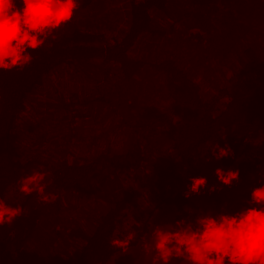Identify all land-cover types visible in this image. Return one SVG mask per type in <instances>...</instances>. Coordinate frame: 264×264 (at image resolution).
<instances>
[{
  "label": "trees",
  "instance_id": "trees-1",
  "mask_svg": "<svg viewBox=\"0 0 264 264\" xmlns=\"http://www.w3.org/2000/svg\"><path fill=\"white\" fill-rule=\"evenodd\" d=\"M123 1L118 36L73 21L31 52L28 66L0 72V198L23 209L0 227V264H111L120 253L113 239L131 235L129 248L143 250L154 210L177 220L189 206L203 211L185 199L180 171L197 177L206 159L240 177L251 170L244 158L264 140V0H184L176 18L168 14L175 0ZM92 2L79 0V9ZM162 14L171 19L166 32L154 24ZM178 36V57L133 54L140 42L152 54L157 41ZM149 73L160 79L165 104L140 117L139 83ZM103 116L111 119L107 129ZM82 125L84 139L76 135ZM225 146L233 155L216 160ZM34 172L45 176L47 200L19 192ZM143 177L153 206L137 215Z\"/></svg>",
  "mask_w": 264,
  "mask_h": 264
},
{
  "label": "clouds",
  "instance_id": "clouds-1",
  "mask_svg": "<svg viewBox=\"0 0 264 264\" xmlns=\"http://www.w3.org/2000/svg\"><path fill=\"white\" fill-rule=\"evenodd\" d=\"M79 7V0H0V72L28 66L33 59L31 52L43 48L49 37L71 24ZM213 155L220 160L233 154L225 146ZM215 175L224 186L239 183V170L217 168ZM44 179L40 172L22 177L19 192L25 196L36 192L47 200L43 196ZM205 188V177L191 178L185 199ZM208 191L217 188L214 185ZM22 213L21 207H12L0 198V227L11 224ZM131 240V235L113 239L110 246L127 255ZM143 250L150 264H170L173 258H182L184 264H264V184L252 188L246 206L236 212L200 210L191 223L178 220L153 225Z\"/></svg>",
  "mask_w": 264,
  "mask_h": 264
},
{
  "label": "rangeland",
  "instance_id": "rangeland-1",
  "mask_svg": "<svg viewBox=\"0 0 264 264\" xmlns=\"http://www.w3.org/2000/svg\"><path fill=\"white\" fill-rule=\"evenodd\" d=\"M174 1V0H173ZM184 2V0H175V7L174 9L170 10L168 14L171 16V18H176V16L179 14V3ZM188 4V1H187ZM172 6V5H170ZM184 5L180 8H183ZM124 13H125V5L123 0H93L92 5L88 8V11H84L81 9H78L76 12V15L73 19L74 23L79 29L87 30L93 33H101L106 38H113L114 36H118L121 28L123 27V21H124ZM155 21V28L158 30L163 29L164 31L168 30L171 25V19L167 18L164 14L154 17ZM72 21V22H73ZM176 27L179 29V26L175 24ZM177 31L179 32V30ZM165 31V32H166ZM168 36V35H164ZM158 46L160 47L159 51L152 50V54L149 53L151 49L146 50V46L142 42L137 44L136 51H133V54L137 57H145L147 59L153 60L154 53H161L162 50L167 53H174L176 57L179 55V36L177 38L173 37L169 42L163 44L156 42ZM155 48V47H154ZM153 49V48H152ZM184 51V48H182ZM60 77L61 74L59 73ZM150 77V78H149ZM147 80L146 78L144 81L137 82L140 85V91L137 94L138 101H141L142 103H146V107L139 109L136 106L137 114L140 117H144L147 115L149 110L151 108H154V106H157L159 109L161 106L165 104V101L161 97V83L160 79L156 76H151V73L148 74ZM60 79V78H59ZM61 80V79H60ZM53 84L54 79L52 78L50 80ZM139 81V78H138ZM219 81V82H218ZM218 82V84L221 83V79L215 81ZM56 85V84H55ZM49 87V82L46 84V88ZM45 89V88H44ZM43 93L40 92L38 95L42 97L43 99ZM135 94V91H132V95ZM44 101L45 100H41ZM162 106V107H163ZM148 107V108H147ZM150 108V109H149ZM104 114H106L104 112ZM121 114V112H120ZM110 117L103 116L100 120L101 127L102 128H108L110 126ZM53 124L47 125L46 128L51 126ZM77 126V125H76ZM88 127L85 128L84 125L79 126L76 130V135H78L79 138H86L85 135L88 133ZM95 130V128H94ZM24 148V141L22 144ZM94 151V146L89 145L86 146L83 149L84 154L90 155ZM30 154V153H29ZM246 159V160H245ZM245 165L244 168L247 170V168H251L249 172H247L244 176L239 177V183L233 182L231 187H227L222 185L218 178L215 175V171L217 168L223 169L224 171L228 170H236V168L231 169H224L219 164H217V161L213 159H206L204 160V172L200 174L197 177H205L208 182V188H211L212 186H216L218 194V199L215 200L213 198V202H210L211 195L214 196L216 194H212L208 191V188L202 189L200 194H192L190 196V202H192V206L201 208L203 212L207 213L209 210L213 212V214L221 213V212H228L233 213L238 211L239 209L246 206V202L248 201L250 197V192L252 188L259 186L260 184H264V140H261L260 142H257L255 146H253L249 150V154L244 158ZM247 164V165H246ZM179 177L181 178V182L179 183V188L187 189L189 190L190 185L187 183V180H189L192 177V173L188 170H183L179 172ZM148 181L146 182V179L144 177L140 181V187L135 188V199L134 202L136 203V207L138 209L136 210V214L139 215L143 212H149L150 206H153L151 202L148 200H151V192L149 187ZM145 193V195H143ZM210 195V196H209ZM146 196V198H145ZM146 199V202L144 201ZM140 206H139V205ZM203 204V206H202ZM189 206L188 208H185V213L181 215L179 220L181 223H191L194 222L195 217L199 216L200 214L196 215L192 210H190ZM191 213V214H190ZM151 218L149 221L150 223V233L145 239L146 243L151 236V233L153 231V225H162V224H168L172 223L175 224L178 220L176 219V214L172 213L171 217L164 216L163 213L159 212L158 210H154L151 214L148 215V218ZM48 231V230H47ZM116 257L112 261L111 264H117V261L121 262L122 264H150V261H145L144 258V250L136 248H129V254L127 255H121L120 253H117L115 255ZM170 264H184V261L182 258H173L170 260Z\"/></svg>",
  "mask_w": 264,
  "mask_h": 264
}]
</instances>
